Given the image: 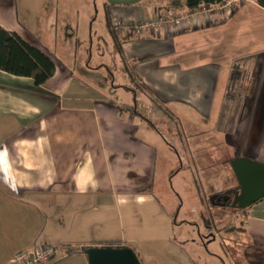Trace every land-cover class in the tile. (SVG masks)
I'll return each mask as SVG.
<instances>
[{"label": "crops", "instance_id": "obj_1", "mask_svg": "<svg viewBox=\"0 0 264 264\" xmlns=\"http://www.w3.org/2000/svg\"><path fill=\"white\" fill-rule=\"evenodd\" d=\"M156 3L102 0L108 58L95 51L100 65L93 70L117 61L139 89L112 85L125 91L114 100L90 96L91 88L75 81L70 64L92 70L94 47L79 11L68 22L59 17V1L49 12L46 0H0V28L54 65L41 85L0 68V264L41 245L53 248L49 264H87L85 249L126 247L141 264H264V199L243 212L239 260L208 252L194 228L174 223L162 201L169 170L162 178L159 166H170V146L136 105L151 106L159 122L179 120L191 150L205 148L215 134L230 135L232 149L245 135L230 161L264 164V10L246 0L213 23L200 18L140 39L111 32V8L135 7L149 18L162 12ZM74 36L79 58L65 55L70 39L63 38ZM232 175L229 192L238 187Z\"/></svg>", "mask_w": 264, "mask_h": 264}, {"label": "rangeland", "instance_id": "obj_2", "mask_svg": "<svg viewBox=\"0 0 264 264\" xmlns=\"http://www.w3.org/2000/svg\"><path fill=\"white\" fill-rule=\"evenodd\" d=\"M58 1L59 17L63 16L68 22L70 18L72 22L74 19L72 16L76 11H79L84 21L82 28L85 31H92L93 59L91 64H89L92 70H88L85 64H70L71 69L74 71L75 81L79 80L81 86L94 90V92L88 90L90 96L102 95L113 97L114 100H117L119 95L125 94L122 88L113 89L112 85L124 86L139 93L135 82L130 80L126 68L122 64H116L117 61L115 64H104L108 70L104 68L93 70L100 65L96 61L98 58L95 57V51L99 50L108 58L109 36L106 34L102 0H54V3L52 0H46L44 9L49 12L53 9V6L56 9ZM158 1L159 3H156V6L162 10L160 15L169 9L174 10L177 15L186 11L184 8L185 0ZM37 12L40 13L39 10ZM49 31L50 33L46 36L52 40L51 30ZM101 32L104 39L97 38ZM63 39H70V42L65 43L66 46H64L65 55L74 56L77 54V58L81 57L83 49L79 44V38L74 36L64 37ZM77 45L79 48L76 50ZM105 61L107 62L108 60ZM74 68L76 69L74 70ZM136 105L138 112L155 124L159 136L170 146V160H172L170 166L166 164V161L164 163L161 161L159 166H161L160 173L162 178L164 172L169 170L166 178L168 182H166V185L168 184L167 196H164L162 201L172 211L174 223L178 226L189 225L194 228V238L198 242L203 241V245L206 244L208 252H215L221 258L229 256L231 257L229 259L233 261L235 259L239 260L236 257L240 256V251H242L244 236L242 232L238 231L241 230L244 214L242 211L229 207H215L210 202V199L213 196L226 193L228 176H233L230 157L235 154L236 143H238L239 152H242V147L246 145V136L235 137L237 139L234 141L233 148L228 149L230 145L228 140H230L231 136L224 134L221 137H216L215 134L213 135L214 137H209L211 140L208 141L209 145H206L205 148L191 150L183 127L178 124L179 120L175 119L173 121L169 119L166 121L161 118V121H165V123L159 122L157 117H159L158 114L160 113H157L151 106H143L139 102ZM165 124H167L166 127ZM239 152L236 151V153ZM226 198H229V196ZM212 238H215L214 242H210ZM228 250L229 254L227 255Z\"/></svg>", "mask_w": 264, "mask_h": 264}, {"label": "built area", "instance_id": "obj_3", "mask_svg": "<svg viewBox=\"0 0 264 264\" xmlns=\"http://www.w3.org/2000/svg\"><path fill=\"white\" fill-rule=\"evenodd\" d=\"M246 0H224L221 4L202 7L192 13L177 15L167 11L162 15L142 18L135 7H116L109 11V27L120 39L133 37L140 39L146 34L158 35L164 29H177L190 25L200 18L213 23L218 16L227 17L245 4ZM217 17V18H216ZM53 257V248L41 245L31 250L15 253L7 264H49Z\"/></svg>", "mask_w": 264, "mask_h": 264}, {"label": "water", "instance_id": "obj_4", "mask_svg": "<svg viewBox=\"0 0 264 264\" xmlns=\"http://www.w3.org/2000/svg\"><path fill=\"white\" fill-rule=\"evenodd\" d=\"M231 169L236 178L238 187L227 193H233V201L211 198L224 208L245 211L252 205L264 199V164L239 158L231 162ZM87 264H141L134 251L130 248H88L83 251Z\"/></svg>", "mask_w": 264, "mask_h": 264}, {"label": "trees", "instance_id": "obj_5", "mask_svg": "<svg viewBox=\"0 0 264 264\" xmlns=\"http://www.w3.org/2000/svg\"><path fill=\"white\" fill-rule=\"evenodd\" d=\"M223 1L224 0H185V7L188 11L193 12L201 7L221 4ZM255 1L256 4L264 10V0ZM0 68L16 76L31 77L34 79L36 85L43 84L46 80L51 78L54 73V65L48 57L37 49L25 44L17 35L8 33L1 28ZM234 76L233 73L231 81L237 77Z\"/></svg>", "mask_w": 264, "mask_h": 264}, {"label": "flooded vegetation", "instance_id": "obj_6", "mask_svg": "<svg viewBox=\"0 0 264 264\" xmlns=\"http://www.w3.org/2000/svg\"><path fill=\"white\" fill-rule=\"evenodd\" d=\"M223 199H227V202L231 203L233 201V193L229 198H223ZM219 200H221V199H219ZM218 202L221 203V201L213 200L214 205L219 206Z\"/></svg>", "mask_w": 264, "mask_h": 264}]
</instances>
